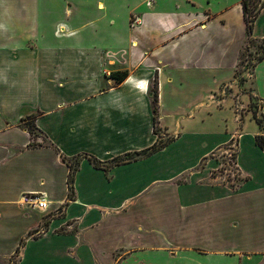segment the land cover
<instances>
[{
  "label": "crops",
  "instance_id": "0c3cea01",
  "mask_svg": "<svg viewBox=\"0 0 264 264\" xmlns=\"http://www.w3.org/2000/svg\"><path fill=\"white\" fill-rule=\"evenodd\" d=\"M242 2L0 0V264L18 249L15 264H264V127L216 106L247 39ZM253 81L264 116V59ZM156 128L173 141L150 156L109 171L82 157L135 155ZM233 138L238 184L211 157ZM62 157L81 158L72 200ZM29 193L48 210L23 206Z\"/></svg>",
  "mask_w": 264,
  "mask_h": 264
},
{
  "label": "rangeland",
  "instance_id": "374dc122",
  "mask_svg": "<svg viewBox=\"0 0 264 264\" xmlns=\"http://www.w3.org/2000/svg\"><path fill=\"white\" fill-rule=\"evenodd\" d=\"M227 1L234 3L238 0H216V10L224 6ZM263 1L264 0H257V3L255 5H260ZM217 3H220V5H218ZM250 8H253L252 3L250 4ZM229 20L231 22L235 36L238 40H241L243 38V23L240 16L235 12L230 15ZM263 23L264 17H262L260 21V24ZM253 39L254 41L251 43L248 41V37L246 39V43L244 44L240 54L238 67L234 75L235 79L228 84L222 85L220 89L216 90V106L224 107V104H226L227 101V103L230 104V110L234 113H238L237 115L241 116V118L243 119L249 112L255 113V117L259 119L262 118V115L260 113V106L262 104L254 95L253 73L255 68L254 66H256L258 61L262 58V56H264V48L262 47V39ZM233 85H235L236 87H234ZM153 86L154 83L152 84V87ZM219 125V121L216 120V127H219ZM35 134L37 135L38 133L36 132ZM45 143L47 144L48 141H46ZM236 144H238V142L236 138H233L228 145L220 147L221 149L216 150V152L211 156L220 164V166H218L214 170L216 172V175L219 174V172H225L228 170L229 176H227V178L232 184L239 183V176L236 170L230 167V164L228 165L226 163L223 154L225 149L228 150L229 148H234L233 145ZM234 149H236V152L237 147H235ZM204 164L205 163H203L202 166H205ZM17 260L18 259H14L13 264H15Z\"/></svg>",
  "mask_w": 264,
  "mask_h": 264
},
{
  "label": "trees",
  "instance_id": "16d2710c",
  "mask_svg": "<svg viewBox=\"0 0 264 264\" xmlns=\"http://www.w3.org/2000/svg\"><path fill=\"white\" fill-rule=\"evenodd\" d=\"M251 3H252L253 8H250ZM256 3H257V0H243L242 2L244 21L246 25V33H247L248 41L250 43L254 41L253 34H254L255 23L258 20L261 11L264 9V1L260 5H255ZM262 45H263L262 47L264 48V39H262ZM263 59H264V56H262V58L258 61V63L261 62ZM128 76H129L128 71H117V72L111 73L110 78L114 79L116 83L120 84L124 82ZM149 94L152 97V109H153V114H154V122L157 123V114H158V108H159V88H158L157 78L154 82V86L149 88ZM255 116L256 114L254 113V118L257 120L260 126H264V116H262L261 119ZM27 128H28L29 133L35 137L36 136L35 133L37 130L35 124L27 121ZM155 133L156 135L159 134V130L157 128L155 129ZM172 141L173 139L168 140V141H163L158 138L156 144L150 149L136 153L135 155L128 154L126 156H120L106 163H103L97 160L95 157L91 155H84L82 157L88 159V161L95 168L109 171V169L113 166H118V165L125 164L128 162H133V161L138 160L139 158L150 156L158 152L159 150H161L164 146L168 145ZM256 144L264 151V134L256 136ZM62 159L68 165L70 169L69 178H68V187L70 191L69 199L72 200L74 197L73 195H74L75 175L79 169L81 158L76 157L74 159H69L67 157H62ZM17 253H19V249Z\"/></svg>",
  "mask_w": 264,
  "mask_h": 264
},
{
  "label": "built area",
  "instance_id": "2783aa9c",
  "mask_svg": "<svg viewBox=\"0 0 264 264\" xmlns=\"http://www.w3.org/2000/svg\"><path fill=\"white\" fill-rule=\"evenodd\" d=\"M132 24H140V19L139 18H135L132 20ZM126 53L122 52L121 53V57H124ZM158 138L160 140H171L169 139V137L166 136V133H159L158 134ZM233 147H237L238 150V144L233 145ZM234 148H229L228 150L225 149L224 150V160L226 161V163L229 165L230 167L234 168V170H236L237 172V155L238 152L234 149ZM227 176H229V171H225V172H219V174H217V177H220L221 180L223 182H230V180H228ZM21 204L27 208L30 209H34V210H39V211H47L49 206H50V202L49 199L47 198V196L45 194H39V193H29V194H24L21 197ZM39 235L42 234L38 233ZM34 236H36L34 234ZM20 254H21V249L19 250V253H17L15 255V259H19L20 258Z\"/></svg>",
  "mask_w": 264,
  "mask_h": 264
}]
</instances>
